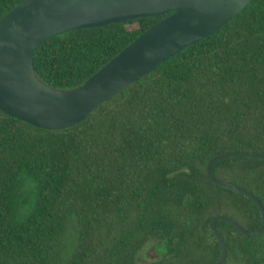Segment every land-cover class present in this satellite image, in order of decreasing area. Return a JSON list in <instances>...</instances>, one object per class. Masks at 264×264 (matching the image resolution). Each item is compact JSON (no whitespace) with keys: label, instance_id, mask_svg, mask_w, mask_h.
Masks as SVG:
<instances>
[{"label":"trees","instance_id":"16d2710c","mask_svg":"<svg viewBox=\"0 0 264 264\" xmlns=\"http://www.w3.org/2000/svg\"><path fill=\"white\" fill-rule=\"evenodd\" d=\"M26 0H0V17ZM168 13L50 36L32 57L50 85L82 84ZM228 151L264 154V0L60 130L0 110V264H211L215 215L262 223L247 196L206 174ZM264 207V160L211 165ZM222 264H264V230L216 220ZM151 244L157 256L140 253Z\"/></svg>","mask_w":264,"mask_h":264},{"label":"water","instance_id":"95a60500","mask_svg":"<svg viewBox=\"0 0 264 264\" xmlns=\"http://www.w3.org/2000/svg\"><path fill=\"white\" fill-rule=\"evenodd\" d=\"M249 1L26 0L0 17V110L48 130L70 127L160 62L214 33ZM164 13L168 14L151 24L82 84L54 87L34 70V50L50 36ZM231 156L264 160V154L228 151L212 156L206 164L211 181L244 194L258 206L262 223L250 231L228 216L215 215L210 230L220 252L211 264H222L226 257V245L216 229V220L229 222L249 236L264 230V207L260 200L248 190L211 173L216 160ZM146 254L151 258L157 256L153 246Z\"/></svg>","mask_w":264,"mask_h":264},{"label":"rangeland","instance_id":"374dc122","mask_svg":"<svg viewBox=\"0 0 264 264\" xmlns=\"http://www.w3.org/2000/svg\"><path fill=\"white\" fill-rule=\"evenodd\" d=\"M152 247V245L151 244H147L144 248H143V250H142V252L140 253V256L143 258L144 257V254L150 249ZM154 247V246H153ZM219 257V256H218ZM214 263V262H213Z\"/></svg>","mask_w":264,"mask_h":264}]
</instances>
